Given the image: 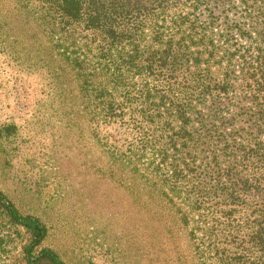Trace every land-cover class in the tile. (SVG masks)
Masks as SVG:
<instances>
[{
    "label": "trees",
    "instance_id": "obj_1",
    "mask_svg": "<svg viewBox=\"0 0 264 264\" xmlns=\"http://www.w3.org/2000/svg\"><path fill=\"white\" fill-rule=\"evenodd\" d=\"M6 1L43 26L122 201L151 206L187 264H264V0ZM6 224L28 236L18 264H67L2 192L0 264Z\"/></svg>",
    "mask_w": 264,
    "mask_h": 264
},
{
    "label": "rangeland",
    "instance_id": "obj_2",
    "mask_svg": "<svg viewBox=\"0 0 264 264\" xmlns=\"http://www.w3.org/2000/svg\"><path fill=\"white\" fill-rule=\"evenodd\" d=\"M0 7V192L47 225L44 245L67 264H187L186 244L174 243L151 206L122 201V168L95 162L43 26L9 13L6 0ZM6 225L8 259L18 264L28 236Z\"/></svg>",
    "mask_w": 264,
    "mask_h": 264
}]
</instances>
